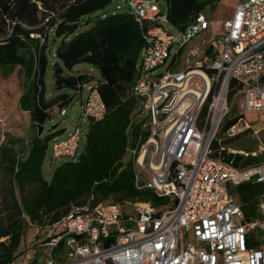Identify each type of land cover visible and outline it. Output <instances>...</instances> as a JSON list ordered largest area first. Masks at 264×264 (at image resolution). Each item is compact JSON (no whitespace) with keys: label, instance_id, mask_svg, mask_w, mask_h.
Returning <instances> with one entry per match:
<instances>
[{"label":"built area","instance_id":"2783aa9c","mask_svg":"<svg viewBox=\"0 0 264 264\" xmlns=\"http://www.w3.org/2000/svg\"><path fill=\"white\" fill-rule=\"evenodd\" d=\"M115 2L126 3L117 10L127 8L139 23L155 24L139 58L133 94L140 111L128 154L137 188L168 202L155 207L90 198L40 227L42 237L30 241L49 250L34 264H264V161L236 168L221 159L226 147L217 139L231 112L232 82L241 117L225 138L252 128L246 113L264 111V0H235L219 42L209 44L205 13L178 30L165 0ZM85 88L77 127L51 142L54 160H77L81 122L107 113L99 89L93 83ZM228 149L245 156L264 151ZM245 182L263 187L249 219L230 190Z\"/></svg>","mask_w":264,"mask_h":264},{"label":"trees","instance_id":"16d2710c","mask_svg":"<svg viewBox=\"0 0 264 264\" xmlns=\"http://www.w3.org/2000/svg\"><path fill=\"white\" fill-rule=\"evenodd\" d=\"M114 1L0 0V76L8 77L20 67L23 92L19 105L29 113L34 131L29 141L7 133L0 143V264H13L25 252L18 249L27 225L43 227L90 198L94 203L143 201L155 207L168 202L149 188H137L128 154L140 111L133 94L139 58L147 32L155 24L139 23L127 8L108 11ZM221 1L224 0H165L169 22L183 30L208 7L214 8ZM55 63L61 65L63 73H57ZM82 63L91 69L74 71ZM50 67L56 92L48 98L45 77ZM64 69L69 74L65 75ZM88 83L99 89L107 113L102 120H89L78 159L63 161L46 179L42 168L49 143L63 129L56 127L45 134L43 130L38 135V125L45 129L56 110L61 112L80 100ZM237 91L232 82L231 111L236 110L237 114L226 119L221 136L241 117ZM245 135L221 142L226 147L221 159L240 169L264 161L260 155L229 151L228 148L235 150L234 143ZM213 147L218 148L219 143L215 141ZM236 188L237 194H232L249 219L255 215L263 187L245 182Z\"/></svg>","mask_w":264,"mask_h":264},{"label":"rangeland","instance_id":"374dc122","mask_svg":"<svg viewBox=\"0 0 264 264\" xmlns=\"http://www.w3.org/2000/svg\"><path fill=\"white\" fill-rule=\"evenodd\" d=\"M121 4L126 6V3L121 2H113L108 7L107 10L110 12H115L116 5ZM235 4V0H225L219 2L216 7L211 8L208 7L205 11V15L209 19L212 27L210 33L208 34L206 44L212 42H219V39L222 34V25L224 22V16L230 10L231 6ZM77 69H90V65L86 63L79 64L74 67V70ZM84 71V70H77ZM92 72L96 75V71L92 70ZM64 74H69L68 69H64ZM46 82V95L47 97H51L56 91L54 90V75L53 70L50 67L46 73L45 77ZM23 84V76L20 71V67H16L14 72L8 77L0 76V143L4 140L5 134H11L12 136H20L22 134H26L25 139H30L34 132H29L28 130V121L27 119L21 120V118L17 115L16 111V94L18 90L22 89ZM69 92H73L72 90H68ZM84 93H87V88H84ZM80 100L77 99L74 103L66 106L65 114H61L60 110H56L54 113L52 121H49L45 125L44 134L52 131V127L57 125L58 129H63L62 134L58 135L59 139H63L70 132H72L76 127L80 118L79 111ZM19 110V109H18ZM20 112V111H19ZM237 114L236 110H232L229 116H234ZM28 116V115H27ZM246 120L251 124V129L246 131V135L241 137L234 143L233 148L239 151H258L264 149V111L262 112H249L245 114ZM89 128V119L85 118L81 122V130H82V142L80 145V151H83L86 134ZM257 131V133L254 132ZM21 134V135H20ZM24 138V137H23ZM218 138H225V135H219ZM52 142V141H51ZM51 142L49 143V149L47 151L46 159L43 164V174L46 179H50L53 174L54 169L60 165L63 160L52 159L51 156ZM264 159V151L262 153H258ZM237 186H230V190L233 194H237L236 188ZM111 199V198H110ZM127 209V207H126ZM23 241L18 249V252L25 251L22 255H20L15 263L13 264H27L31 259L36 258L44 259L45 254L49 250L46 247L39 248L38 245H33L30 239L36 235L37 238L42 237L41 228L34 225H27L24 232Z\"/></svg>","mask_w":264,"mask_h":264},{"label":"crops","instance_id":"0c3cea01","mask_svg":"<svg viewBox=\"0 0 264 264\" xmlns=\"http://www.w3.org/2000/svg\"><path fill=\"white\" fill-rule=\"evenodd\" d=\"M224 1H225V0H224ZM233 11H234V5L231 6L230 10L228 11V13H226V15L224 16V19H223V20H226V19H228L229 17H231L232 14H233ZM210 25H211V23H210ZM211 27H212V25L210 26L209 33H210V30H211ZM90 69H91V68H90ZM77 70H87V69H77ZM74 71H76V70H74ZM22 92H23V87H22L21 90H18V91L16 92V94H13L14 97L16 96V104H15L16 109H15V110H17L16 113H17V115L21 118V120L27 119L26 121H28V130H29V132H31V131H33V129H32V127H31V119H30V115H29V113H28L27 111L22 110V109L20 108V105H19V98H20ZM18 109H19V110H18ZM19 111H20V112H19ZM27 115H28V116H27ZM62 131H63V130H62ZM62 131L60 132L61 134H62ZM33 132H34V131H33ZM254 132H257V131L254 130ZM20 135H21V134H20ZM33 135H34V134H33ZM26 136H27L26 134H22V137L25 138ZM57 137H58V136H57ZM31 138H32V137H31ZM31 138H30V139H31ZM30 139H27V141H29ZM237 151H239V150H237Z\"/></svg>","mask_w":264,"mask_h":264},{"label":"water","instance_id":"95a60500","mask_svg":"<svg viewBox=\"0 0 264 264\" xmlns=\"http://www.w3.org/2000/svg\"><path fill=\"white\" fill-rule=\"evenodd\" d=\"M55 67L57 68V73L58 74L63 73V68L61 67V65L59 63H55ZM56 127H57V125H54L52 127V129H55ZM43 130H44V125H38V132H37V134L38 135H41L42 132H43Z\"/></svg>","mask_w":264,"mask_h":264}]
</instances>
